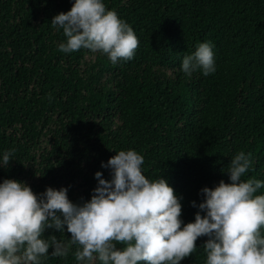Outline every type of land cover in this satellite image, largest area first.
Here are the masks:
<instances>
[{"label":"trees","instance_id":"obj_1","mask_svg":"<svg viewBox=\"0 0 264 264\" xmlns=\"http://www.w3.org/2000/svg\"><path fill=\"white\" fill-rule=\"evenodd\" d=\"M73 3L0 0V163L11 152L0 183L24 182L38 196L67 188L82 204L97 171L112 179L102 162L132 149L147 178L174 189L186 224L201 211L204 187L230 183L239 151L252 160L241 179L264 182V0H103L139 39L134 57L115 64L100 51L59 50L66 37L51 20ZM202 42L212 46L215 71L189 76L183 58ZM44 235L71 236L66 226ZM207 239L180 264H205ZM76 248L53 257L50 247L42 264H79Z\"/></svg>","mask_w":264,"mask_h":264},{"label":"clouds","instance_id":"obj_2","mask_svg":"<svg viewBox=\"0 0 264 264\" xmlns=\"http://www.w3.org/2000/svg\"><path fill=\"white\" fill-rule=\"evenodd\" d=\"M52 26L63 29L64 53L88 49L107 54L113 64L131 60L139 39L103 0H74L71 9L55 15ZM201 69L215 71L209 42L199 43L186 55L182 70L191 75ZM51 99V97H50ZM11 152L0 167H8ZM142 155L121 150L102 167L112 179L95 173L98 185L89 201L73 203L67 188L48 187L39 196L26 183L5 179L0 183V264H42L49 255L66 257L72 245L79 264H180L192 255L201 236L205 264H264V182L242 180L252 166L251 153L239 151L230 161V183L204 187L194 222L181 220L180 198L164 178L150 180L141 169ZM196 206V202H192ZM204 212L205 215H201ZM183 225V226H182ZM71 234L65 242L56 235L44 238L46 229ZM123 247H117V245Z\"/></svg>","mask_w":264,"mask_h":264}]
</instances>
